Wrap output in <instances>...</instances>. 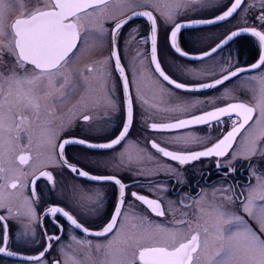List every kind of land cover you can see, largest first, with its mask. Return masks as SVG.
Returning <instances> with one entry per match:
<instances>
[{"label":"snow or ice","instance_id":"obj_1","mask_svg":"<svg viewBox=\"0 0 264 264\" xmlns=\"http://www.w3.org/2000/svg\"><path fill=\"white\" fill-rule=\"evenodd\" d=\"M0 258L264 264V0H0Z\"/></svg>","mask_w":264,"mask_h":264},{"label":"flooded vegetation","instance_id":"obj_2","mask_svg":"<svg viewBox=\"0 0 264 264\" xmlns=\"http://www.w3.org/2000/svg\"><path fill=\"white\" fill-rule=\"evenodd\" d=\"M137 22H139V20ZM161 43H162V39H161ZM240 51H241V59H244L251 52L254 51V46L251 43L245 41L244 46L240 49ZM209 167H211V165H209ZM212 179H216V176L213 175ZM0 260H3L5 262V264H12V262L10 260H7V258H0Z\"/></svg>","mask_w":264,"mask_h":264}]
</instances>
